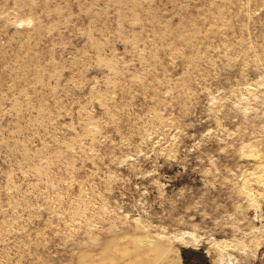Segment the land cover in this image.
I'll return each mask as SVG.
<instances>
[{
	"label": "rangeland",
	"instance_id": "1",
	"mask_svg": "<svg viewBox=\"0 0 264 264\" xmlns=\"http://www.w3.org/2000/svg\"><path fill=\"white\" fill-rule=\"evenodd\" d=\"M264 264V0H0V264Z\"/></svg>",
	"mask_w": 264,
	"mask_h": 264
},
{
	"label": "trees",
	"instance_id": "2",
	"mask_svg": "<svg viewBox=\"0 0 264 264\" xmlns=\"http://www.w3.org/2000/svg\"><path fill=\"white\" fill-rule=\"evenodd\" d=\"M185 264H188L187 262H185Z\"/></svg>",
	"mask_w": 264,
	"mask_h": 264
}]
</instances>
